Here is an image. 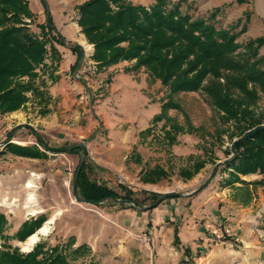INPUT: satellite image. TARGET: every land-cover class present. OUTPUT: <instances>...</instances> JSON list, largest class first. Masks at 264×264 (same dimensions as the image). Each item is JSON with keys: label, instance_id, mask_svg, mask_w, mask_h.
<instances>
[{"label": "rangeland", "instance_id": "rangeland-1", "mask_svg": "<svg viewBox=\"0 0 264 264\" xmlns=\"http://www.w3.org/2000/svg\"><path fill=\"white\" fill-rule=\"evenodd\" d=\"M178 1L171 0L172 3ZM148 2L151 4L143 7L149 8L154 4V0L144 1V3ZM26 3L31 16L22 18V22L33 36L45 42L46 54L44 61L36 68L37 78L33 82L34 87L41 95L26 92L27 101L16 111L24 108L23 112L29 115L25 119L24 126L27 128V134L30 135L32 142L38 144L35 134L39 135L43 142H45L44 139L50 138L43 132L39 121L48 115L50 102L42 75L45 72L44 68L51 66L48 62L53 56H56L54 44L59 41L61 43V40L58 39L54 31L48 33L46 38L42 36L38 28L40 25L35 24L33 13L27 1ZM41 3L43 4L44 1L41 0ZM30 6H32L31 3ZM76 6L72 10L73 14L75 12L77 15V22L79 17L75 9ZM180 10L193 18H206L211 12L217 10L211 23L216 29L230 28L233 33L237 34L236 42L240 45L257 37H264V0H186L181 3ZM46 21L41 25H45ZM52 26L55 29L53 23ZM77 26L80 30L78 22ZM242 26H244V30L241 32ZM82 42L83 50L69 44L72 47L71 51L76 54L71 71L74 72L79 66L84 53L86 59L89 60L86 70L83 71V74L78 75L77 73L74 76L75 78L85 76L81 82L83 86L82 101L84 104L86 103L85 113H90L92 120L95 118V127L82 135H74L68 131L58 134L54 132V137L60 138V145L55 148L49 147L54 153L48 151L49 158L47 160H41L31 166L32 171H36V173L26 172L21 177L20 186L12 190L8 200L3 202V199L0 198V208L8 205L15 208L14 210H21L27 205V197L29 198L31 194L32 201L29 203L34 206L32 209L36 211V214L33 215V210L28 207V214L31 215H27L24 210L23 219L31 220L39 216H43L47 220L51 217L54 218L51 223L46 225V233L39 235L37 242L30 247L31 250L37 243L42 244L45 248L62 246L71 237L78 243L88 242L92 245L94 254L92 260L96 264H150L154 257L153 252L149 249L153 232L149 233L142 222L138 221L141 220V216L145 217L146 215L152 220H159L157 223L160 220L164 221L165 217H160V213L164 212L162 205L165 201L156 208L143 212L135 208V210L120 208L118 205L115 207H93L79 203L74 199L71 189L80 149L76 148L77 150L74 152L72 149L64 153L59 149L72 144L84 143L87 152L85 171L88 180L105 185L115 190L120 196L124 187L132 192L133 200L140 201L141 205L146 206L156 201L151 198L152 194L158 196L171 192L186 194L199 188L208 179L217 164L233 157L230 149L232 142L239 138L240 132L233 127L232 123L224 126L219 124L217 114L212 110L204 94L182 92L168 99L167 90L159 80L151 77L143 67L133 69L134 61H122L102 70L97 69L91 59L93 45L89 44L85 37ZM260 54L264 55V46L260 49ZM124 62L129 66L123 67L121 64ZM120 70L124 75L134 76L132 79H138L143 74L140 76V82L145 80V85L140 84L138 91L141 99L144 101L149 99L147 108L145 103L144 107H139V104L137 106L131 99L119 103V100H115L114 96H111L113 92L110 84L115 78L114 75H118ZM48 75V78L51 79L50 71ZM19 80L26 82L27 77H21ZM260 96L258 103L251 109L255 118L261 123L260 126H264V95ZM167 100L172 101L174 106L161 114V108ZM119 115L121 117L127 115V117L119 120L116 117ZM162 115L161 120L156 122L153 120ZM172 125L180 126L182 131L172 130ZM219 129L226 131L221 134V137L217 135ZM117 132H122L121 136L128 138L125 146L119 145L120 136ZM167 133L170 138L167 137ZM113 147L118 150H111ZM99 151L100 153H98ZM105 157L113 159L115 163L123 167L112 176L115 180L114 184L103 178L104 172H111V170L99 165L98 167L95 164L96 158L104 159ZM197 166L200 168L196 169ZM156 170L163 172L164 176L156 179L155 175L151 174ZM230 171L231 169L220 166L206 188L208 189L210 185L214 184V192L219 194L218 200H222L215 201L210 210H214V213L220 217L225 211L223 221L216 219L212 223L214 228L228 227L234 237L225 238L221 242L213 238L216 243H221L220 247L223 248L215 257L209 258L212 259L209 264H264V183L259 185L248 183L260 180L262 175L258 173L246 175L250 177L246 181L244 180L248 183L244 186L240 184L225 186L223 183ZM181 172L191 174V176H182ZM255 176L256 179H254ZM244 177H241L242 180ZM28 181L32 182L33 187L29 190L26 187L23 189ZM246 192L249 194V199L245 202ZM187 199L165 200L168 203L171 200L175 203L179 202L183 206L184 200ZM107 203H112V201L108 200ZM19 217L13 213L10 214L11 228L17 224ZM164 223H168V221ZM14 234L9 230L5 231V236L10 238L7 243L12 247L19 248L22 253L31 251H25L21 247L27 239L23 242L12 239ZM144 238H147V241ZM175 253L176 251L172 247H165V252L160 257L156 256V261L153 264H208L207 260L209 259L206 258V255L201 256V259H189L188 262L179 263L176 261L177 258H174ZM172 257L174 259H172V263L167 261V258L171 259ZM84 261L87 262V259Z\"/></svg>", "mask_w": 264, "mask_h": 264}, {"label": "trees", "instance_id": "trees-1", "mask_svg": "<svg viewBox=\"0 0 264 264\" xmlns=\"http://www.w3.org/2000/svg\"><path fill=\"white\" fill-rule=\"evenodd\" d=\"M185 1L172 3L171 0H154L151 7L145 8L134 5L130 0H88L75 9L81 33L93 45L91 59L97 69L102 70L122 61H134L133 69L143 67L151 77L159 80L167 90L168 99L182 92L204 94L216 112L219 124L224 126L232 123L240 132L237 141L232 142L234 157L224 166L231 171L223 185L262 184L264 128L244 140L240 138L261 125L251 108L258 103L260 95H264V55L260 54L264 37L240 45L236 42L237 34L230 28L216 29L211 23L217 10L206 18H193L180 10L181 3ZM30 16L26 1L0 0L2 115L21 108L27 101L26 92L41 95L33 82L37 78L36 68L44 61L46 48L45 42L33 36L23 24L22 18ZM38 28L45 38L53 32L50 16L47 15L46 24ZM243 30L244 26L240 31ZM21 77H27V81H20ZM172 106V101L167 100L161 108V114ZM162 117L157 116L153 120L156 122ZM171 128L176 132L182 131L178 125H172ZM220 130H217L218 137L226 132L225 129ZM44 145V148L40 146L44 151H52L45 142ZM13 148L11 152L17 156L46 158V153L37 148L23 147L21 151ZM85 170L84 163L78 176V190L83 199H132V192L124 187L120 196L115 190L88 180ZM256 173L262 175L260 180L247 183L241 178ZM151 174L156 179L164 176L159 170ZM181 175L191 176L185 172H181ZM246 194L245 202L249 199L248 192ZM150 196L153 201L159 197L156 194ZM118 206L135 210L127 204ZM44 222L45 218L41 216L24 221L12 239L25 241ZM6 229V216L0 213V264H96L90 258L91 250L86 245L73 248L75 240L71 237L62 246L45 248L37 243L31 251L22 253L19 248L7 243L10 238L5 236ZM173 242L179 243L176 233ZM188 252V249L184 250V254ZM86 259L87 262L84 261Z\"/></svg>", "mask_w": 264, "mask_h": 264}, {"label": "crops", "instance_id": "crops-1", "mask_svg": "<svg viewBox=\"0 0 264 264\" xmlns=\"http://www.w3.org/2000/svg\"><path fill=\"white\" fill-rule=\"evenodd\" d=\"M26 1L33 13L35 24H44L47 20L46 15L49 14L52 20L51 22L55 27L53 31L57 34L58 39L61 40V43L59 41L54 44L56 56H53L48 62L51 66H46V68H44L45 72H43L42 75V79L45 83L44 85L46 86V94L48 95L50 102L48 104V115H45L39 120L41 123L40 125L43 127V132L50 136V138L44 139L45 143L48 147L55 148L60 145V138L54 137V132L58 134L60 132L68 131L74 135H82L95 127V118L93 117L94 120H92L90 113H85L84 110L86 103L84 104L82 101L83 86L81 82H83L85 76L83 75L82 78H75L74 76V74L78 73L79 75L80 73L83 74V71L85 72L89 60L86 59L83 53L78 64L79 66L74 72H72L71 66H73L76 60V54L71 51L72 47L69 46V44H73V46L80 47L81 50L84 49L82 48L83 46H81L83 45L82 39H84V37L77 26V15L75 12L73 14L72 9L74 6L87 0H43L44 5L41 3V0ZM144 1L146 2V0ZM144 1L131 0L134 5L147 6L151 4V2L144 3ZM30 3L32 6H30ZM45 11L47 14H45ZM121 65L123 67L129 66L126 62ZM49 71L52 74L51 79L48 78ZM125 75L124 73L122 74L121 70L118 72V75H114L115 78L110 84L111 91L113 92L111 96H114L115 100H119V103L130 99L137 104V106L139 104V107H144L145 103V107L147 108L149 106V99L146 101L141 99L138 91L140 84L145 85V80L142 81V83L140 82V76L143 74L140 76L137 74V76H139L138 79H132L134 76L131 77ZM23 109L24 108L11 114L0 115V198L3 199V202L10 198L12 190L20 186L19 182L21 177H23L26 172L36 173V171H32L31 166L36 165V163L41 160H47L49 158L48 151L42 150L37 143L32 142L30 135L27 134V128L24 125L26 124L25 119L29 115L23 112ZM116 117L120 120L127 117V115L122 117L119 115ZM39 121H37V123H39ZM117 134L120 136L119 142L121 144L119 143V145L125 146L128 142V138L121 136L122 132H117ZM8 139H12V141L10 142ZM12 146H14L13 149L17 151L23 150V147H30L32 149L37 148L40 152L46 153V158L17 156L11 152ZM111 150L118 149L113 147ZM31 151L36 152L33 150ZM51 152L54 153L53 150ZM98 153H100V151ZM96 161L95 164L97 166L107 167L108 170H111V172H104L103 178L114 184L115 180L112 176H114V173L118 170L123 169L122 165H119L115 163L113 159H107L106 157L104 159L96 158ZM248 177L250 176H245L243 180L246 181ZM254 179H256V176ZM25 186L23 189H26ZM206 188L204 191L202 190L203 192L199 195L184 200L183 206L179 204V202L175 203L171 200L168 203L165 200L162 205L164 212L160 213V217H165L164 221L160 220V222L157 223L159 220H152L148 215L145 217L141 216V220L138 222H142L143 226L147 228L149 233L153 232L150 239L151 246L149 247L154 254L153 259H151L152 264L155 263L156 256L160 257L161 254L165 252V247L168 246L176 251L175 255L177 254V256L174 255V258H177L176 261L179 263H184V261L188 262L189 259H201V256L205 255L207 259L213 258L218 254L219 250L223 248L220 247L222 246L220 245L221 243L219 244L214 241L211 235V230L214 228V224L212 223L216 221V219L217 221H223L225 211L220 217L218 214L214 213V210H210L215 201L220 202L222 200H218L219 194L214 192V184L210 185L208 189ZM26 204L27 205L22 207L21 210H14L15 208H11V206L8 205L0 208V213H3L7 219L6 232L9 230L14 234L22 222L27 220V218L23 219L24 210H26L27 215H31L28 214L27 207L32 209L34 206H32V203H29L28 197ZM187 205H189L188 208ZM12 213L20 216L17 220V224L13 228L10 227L9 218ZM46 220L47 219L45 218V223H47ZM165 221H168V223H164ZM148 223H150V226H148ZM37 231L34 234H36ZM175 233L179 238L178 244L173 242ZM79 245H82V243L75 241L73 248ZM84 245L91 250V258H93L94 254L92 245L88 242H85ZM185 249L189 250L188 254H184ZM172 259L173 257L171 259L167 258V261L169 260L172 263ZM207 261L209 264L212 262V259Z\"/></svg>", "mask_w": 264, "mask_h": 264}, {"label": "water", "instance_id": "water-1", "mask_svg": "<svg viewBox=\"0 0 264 264\" xmlns=\"http://www.w3.org/2000/svg\"><path fill=\"white\" fill-rule=\"evenodd\" d=\"M263 128H264V126H259V127L255 128V129L247 132L242 138H240V140H244L250 134H252V133H254V132L258 131V130H261ZM35 137L37 139V142H38L39 146L44 148L45 145H44V142L42 141V139L40 138V136L35 134ZM8 141H11V139H8ZM76 148L80 149V153H79L78 165H77V167L75 169L73 180H72L71 192H72V195H73L74 199L77 202L83 203V204H88V205L93 206V207H100V206H102V207H105V206L115 207V206L120 205V204H127V205H130V206L134 207L136 210H140V211H147V210H151L153 208H156L166 198H190V197H193L195 194H197V193L201 192L202 190H204L211 183V181L213 180V178L216 175V173H217V171H218L220 166H226L231 161V159L234 157V144H232L231 151H232L233 157L231 159L227 160V161H224L222 163L217 164L214 167V169L212 170V172H211L210 176L208 177V179L201 186H199V188H197L196 190H194V191H192L190 193H186V194L174 193V192L163 193V194H160V196L156 199L155 202H153V203H151L149 205L143 206V205L137 203L133 199H116V198H112V199L103 198L101 200H85V199H83L80 196L79 190H78V176H79L81 167L85 163V160H86V157H87L85 144L84 143L72 144L70 146H66V147L60 148L59 151L64 153V152H68V151H70L72 149H76ZM108 200H111L112 203H107Z\"/></svg>", "mask_w": 264, "mask_h": 264}, {"label": "bare ground", "instance_id": "bare-ground-1", "mask_svg": "<svg viewBox=\"0 0 264 264\" xmlns=\"http://www.w3.org/2000/svg\"><path fill=\"white\" fill-rule=\"evenodd\" d=\"M259 7V6H258ZM87 46V45H86ZM26 188H32L33 187V185H32V183L31 182H28L27 184H26V186H25ZM28 201L30 202V201H32V195L30 194L29 195V198H28ZM28 208V207H27ZM33 215L34 214H36V211H34L33 210V213H32ZM52 220H53V217H51L49 220H47V223H45L38 231H37V233L36 234H33V235H31L29 238H27V240L22 244V249L23 250H25V251H28V250H30L31 248L30 247H32L36 242H37V240H38V235L40 234V235H43V234H45L46 233V231H47V224L48 223H51L52 222Z\"/></svg>", "mask_w": 264, "mask_h": 264}, {"label": "built area", "instance_id": "built-area-1", "mask_svg": "<svg viewBox=\"0 0 264 264\" xmlns=\"http://www.w3.org/2000/svg\"><path fill=\"white\" fill-rule=\"evenodd\" d=\"M211 235L219 242L223 241L225 238L233 237V234L228 227L214 228L211 230ZM144 240L147 241V238H144Z\"/></svg>", "mask_w": 264, "mask_h": 264}]
</instances>
